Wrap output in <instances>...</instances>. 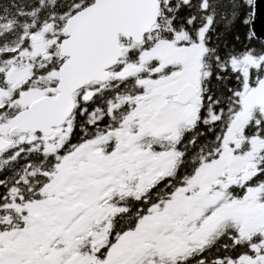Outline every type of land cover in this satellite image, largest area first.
I'll use <instances>...</instances> for the list:
<instances>
[{"label":"snow or ice","instance_id":"snow-or-ice-1","mask_svg":"<svg viewBox=\"0 0 264 264\" xmlns=\"http://www.w3.org/2000/svg\"><path fill=\"white\" fill-rule=\"evenodd\" d=\"M264 0H0V264H264Z\"/></svg>","mask_w":264,"mask_h":264},{"label":"water","instance_id":"water-1","mask_svg":"<svg viewBox=\"0 0 264 264\" xmlns=\"http://www.w3.org/2000/svg\"><path fill=\"white\" fill-rule=\"evenodd\" d=\"M262 6H264V4H262Z\"/></svg>","mask_w":264,"mask_h":264}]
</instances>
